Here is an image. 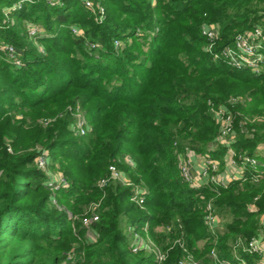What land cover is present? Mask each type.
<instances>
[{
	"label": "trees",
	"instance_id": "trees-1",
	"mask_svg": "<svg viewBox=\"0 0 264 264\" xmlns=\"http://www.w3.org/2000/svg\"><path fill=\"white\" fill-rule=\"evenodd\" d=\"M17 1L0 0V42L23 59L14 65L0 47V264H179L188 252L216 264L214 247L231 258L236 239L261 231L264 166L225 186L193 187L181 160L226 151L213 148L222 129L213 108L231 114L238 153L264 152V72L215 59L204 33L218 22L217 46L232 43L262 23L264 0H94L106 8L102 21L83 0H24L8 16ZM78 109L84 135L73 128ZM42 149L67 187L46 184ZM110 165L147 190L143 207L132 186L102 185ZM210 200L228 220L217 233L205 223ZM147 224L166 253L161 263L130 240L129 226Z\"/></svg>",
	"mask_w": 264,
	"mask_h": 264
},
{
	"label": "built area",
	"instance_id": "built-area-1",
	"mask_svg": "<svg viewBox=\"0 0 264 264\" xmlns=\"http://www.w3.org/2000/svg\"><path fill=\"white\" fill-rule=\"evenodd\" d=\"M24 0H18L11 7H6V14L11 8L21 6ZM62 0H49L51 4L61 3ZM86 6L98 13V20L102 21L106 15L105 7L102 4H95L92 0H83ZM9 16V15H8ZM29 32L35 34L38 27L28 22ZM74 32H82L78 25H72ZM204 33L209 39L205 45V49L212 53L215 59L225 58L230 65L238 69H248L255 74L264 72V23L254 25L250 28L243 29L236 33L232 43L217 46V39L221 34V25L218 22H210L204 26ZM120 40L116 39L115 44H119ZM95 44L92 43V47ZM2 49H6L10 59L16 66L23 65L21 52H17V47L11 43H3L0 45ZM235 100V99H234ZM233 100V101H234ZM74 122V130L76 134H86L90 126L85 117L83 110L78 109ZM215 117L221 123V132L214 143V150H220L224 146L226 151L221 156L222 159L210 154L201 155L195 152H189L182 156L181 175L184 180L191 186H199L206 183H214L219 185H228L235 180H245L246 173L252 169H259L264 166L261 160L264 154L249 156L244 153H238L234 148L236 134L232 127V116L224 108L215 110ZM199 159L197 172H193L194 159ZM222 160V161H221ZM225 163V165H223ZM36 166L38 169L46 173V184L52 191H56L62 187L68 186V180L63 174L55 173L50 169L51 156L47 149H42L36 158ZM109 177L103 180L102 185H106L110 181H118L126 186L133 187L132 201L141 207L144 206L147 198V190L140 184L135 183L126 177V174L119 170L115 165L109 166ZM255 209H257L254 206ZM94 220H99L98 216ZM88 223V222H87ZM205 223L212 233L221 231L225 224L222 218L216 212L213 200L207 204ZM170 230L169 226H163V230ZM128 234L135 250L143 249L156 256L158 263L166 258V253L149 234L148 224L143 229L137 226H129ZM176 242L181 243L178 239ZM232 257H221L214 247L210 251V258L216 264H251L249 258L243 256L248 254L256 256L255 264H264V214L261 215V231L250 240L238 238L232 243ZM187 251V250H186ZM179 264H207L202 259H197L193 254L188 252L179 262Z\"/></svg>",
	"mask_w": 264,
	"mask_h": 264
},
{
	"label": "rangeland",
	"instance_id": "rangeland-1",
	"mask_svg": "<svg viewBox=\"0 0 264 264\" xmlns=\"http://www.w3.org/2000/svg\"><path fill=\"white\" fill-rule=\"evenodd\" d=\"M93 2H94V0H92ZM96 3V2H95ZM99 4H101V3H99ZM11 5L12 4H9V5H7V6H10L11 7ZM103 5V4H102ZM104 6V5H103ZM105 7V6H104ZM90 8V7H89ZM91 9V8H90ZM95 14H96V17H98V13H96L93 9H91ZM105 13H106V8H105ZM98 19V18H97ZM262 23H264V19L262 20ZM35 26H37L38 27V25H36L35 24ZM79 26V25H78ZM79 28L81 29V27L79 26ZM81 31H82V29H81ZM36 34V33H35ZM31 35H34V34H31ZM123 41V43H124V40H122ZM4 43V41H1L0 42V45H2ZM95 44V43H94ZM92 45V43H89V46H91ZM94 46H96V44L94 45ZM92 47V46H91ZM91 49V48H90ZM17 52L18 53H20L21 51L17 48ZM241 99V98H240ZM241 101H244V98H242V100ZM212 111L214 112V114H215V108H213L212 109ZM224 154V150L222 149V150H220V156H217V157H220L221 158V156ZM263 154H264V152H263ZM261 160L262 161H264V156H262V158H261ZM223 165H225V163H223ZM50 169L53 171V172H55V173H59V174H63L64 175V173L63 172H61V171H59V170H54L53 168H52V162H51V166H50ZM119 169V168H118ZM65 176V175H64ZM126 177L127 178H129L127 175H126ZM130 179V178H129ZM217 213H218V215L222 218V220H223V222H224V224H226L227 223V217H223V216H221L220 214H219V212L218 211H216ZM161 230H163V226H158L156 229H155V232H157V231H161ZM149 234H150V229H149ZM205 242L204 241H201L199 244L200 245H203Z\"/></svg>",
	"mask_w": 264,
	"mask_h": 264
},
{
	"label": "crops",
	"instance_id": "crops-1",
	"mask_svg": "<svg viewBox=\"0 0 264 264\" xmlns=\"http://www.w3.org/2000/svg\"><path fill=\"white\" fill-rule=\"evenodd\" d=\"M194 162H195V164H194V168H193V172L195 173V172H197V169H198V163H199V159H194Z\"/></svg>",
	"mask_w": 264,
	"mask_h": 264
}]
</instances>
